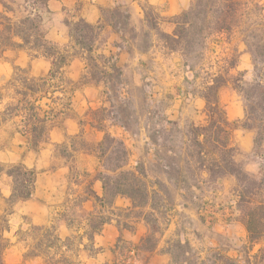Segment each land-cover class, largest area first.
I'll list each match as a JSON object with an SVG mask.
<instances>
[{"label":"crops","instance_id":"crops-1","mask_svg":"<svg viewBox=\"0 0 264 264\" xmlns=\"http://www.w3.org/2000/svg\"><path fill=\"white\" fill-rule=\"evenodd\" d=\"M8 3L22 9L24 0H8ZM190 3L191 0H48L41 16L46 39L62 47L71 42L66 19L82 18L96 24L101 21L102 9L118 4L129 13V26L138 32L146 26L145 10L152 7L159 15L160 29L171 33L174 23L169 19L188 8ZM3 8L0 0V11ZM244 35V28L239 26L230 32L215 34L208 40L209 57L199 64L201 70L208 74V80L200 83V90H185L180 85L181 80L197 83L199 71L186 64L179 52H168L155 40L147 50L140 51L135 48L134 39L105 25L99 36L98 50L116 55L123 76H138L135 67L151 60L162 73L164 82L173 90L174 97L167 109L171 119L186 114L193 120L204 118L206 101L201 93L215 76H222L224 81L218 90L219 102L227 120L233 122L244 118L245 105L241 93L228 78L239 72L244 78L252 75L251 53ZM2 54L5 57L0 58V80L11 78L15 67L26 69L27 74L34 77L47 76L52 67L51 58L41 54L35 56L27 49H6ZM219 58V65L214 67V61ZM86 70L85 58L78 54L71 56L61 73L50 79V82L59 84L52 94L59 106L53 109L57 114L48 120L46 134L37 148L29 147V134L21 131L22 115H18V121L14 116L0 124V162H22L35 173L31 196L16 202L10 209L5 199L11 194L12 178L5 172L0 174V215L10 211L7 214L9 230L4 235L11 240L5 251L12 263L17 264L23 259L28 263L24 258L27 244L18 238L17 233L24 226H50L59 237L66 238L89 229L87 218H78L82 209L86 212L103 210L91 193L103 194L102 182L97 177V173L103 170L97 151L103 131L95 126L90 110L105 104L104 92L101 83L77 85ZM45 104L49 105L48 102ZM253 136L249 129H230L231 144L242 152L235 155V160L247 173L257 176L259 160L249 153L253 147ZM76 139L83 140L85 145L77 144ZM245 156L247 158L243 160ZM234 185L233 176H223L209 191L201 192L195 188L190 201L183 197L181 191L178 192L167 222L162 224L156 248L151 252L116 248L119 236L125 245L131 244V247L140 241L147 233L143 220L132 222L130 229H121L111 221L104 223L94 235L95 250L83 257L78 256L83 264H168L171 257L165 251L166 240L178 237L187 239L196 249L199 243L220 247L221 242H228L229 245L224 244L226 247L222 249L238 264H264V236L256 242L249 241L244 224L238 220L240 212L236 206L238 197ZM128 204L129 199L123 196H117L113 202L114 207ZM198 251L204 256L202 249ZM39 257H31L29 261Z\"/></svg>","mask_w":264,"mask_h":264},{"label":"trees","instance_id":"trees-1","mask_svg":"<svg viewBox=\"0 0 264 264\" xmlns=\"http://www.w3.org/2000/svg\"><path fill=\"white\" fill-rule=\"evenodd\" d=\"M47 1L24 0L22 9L1 1L4 8L0 11V55L6 49L23 48L35 56L41 54L49 57L52 62L49 74L40 77L29 76L26 69L15 67V70L22 73L20 82L16 83L15 75L9 79L7 87H13V101L5 103L3 109H0V124L22 115L21 131L29 134L28 144L33 149L44 139L48 120L57 114L53 109L41 113V106L37 102L59 88V84L50 82V79L61 73L71 56L82 54L86 62L87 70L81 75L77 85L102 83L103 92L107 94L108 90L121 86L124 80L116 55L99 51L98 44L104 26L109 25L112 30L121 31L122 28L118 25H129V13L117 4L112 8L102 9L101 21L96 24L88 23L82 18L74 21L66 19L71 42L61 47L45 37L41 12L46 8ZM247 6L248 1L243 0H191L188 8L169 19L174 23L171 33L160 29L158 15L149 21L146 10L145 21H149L150 27L157 32L166 51L179 52L184 58H188L194 54L199 55L211 36L239 27L238 22L248 14L245 11ZM256 8L259 10L263 7L256 4ZM244 31L247 32L248 28ZM259 31L264 34L263 25L259 27ZM248 36L254 37L255 33L251 32ZM150 46L151 44L147 48ZM185 63L192 67L187 60ZM239 75L243 77L242 72ZM242 77L235 79L246 86L235 83V88L246 102L242 120L230 122L226 118L218 97L219 87L224 81L222 76H215L201 93L206 101L203 121L192 119L181 129L167 115L163 114L158 118L159 129L151 130L152 133L148 136L152 143H156L157 135L168 132L164 140L171 143L169 148L173 156L170 157V163L162 169L165 179L150 177L140 163L127 167L130 151L124 139L107 131L102 124V113L106 107L91 109L90 114L96 120L95 126L104 131L97 145L104 169L97 173L102 182L103 194L98 196L91 192L103 210L86 212L82 209L78 218H87L89 229L66 238L59 237L52 227L34 224H30L29 229L24 232L17 231L20 234L18 238L27 244L24 257L41 256L44 264H81L69 252L78 257L81 245L93 252L94 235L104 223L111 221L121 229H130L131 223L137 220H143L151 226V230L149 228L132 247L131 244L125 245L120 236L116 243V248L127 247V250L134 249L135 252H151L156 248L162 224L167 222L168 212L173 205L169 185L190 191L198 187L196 182L202 178L216 181L223 176H233L238 181L235 188L238 197L236 206L240 212L238 220L244 224L249 241L260 240L264 236V74L254 83L243 81ZM3 97L4 94L0 91V102ZM250 119L257 121L251 124L248 122ZM239 122L241 124L237 127L255 130L257 134L254 144L262 150L257 153L260 162L257 176L247 173L242 164L235 160L238 148L231 144L230 129ZM120 126L129 129L127 124L121 123ZM3 172L12 178L11 194L5 199L10 209L16 202L31 196L35 173L22 162H0V174ZM117 196L128 198L129 205L124 208L114 207L113 202ZM9 212L0 215V264H6L2 254L8 245L4 232L9 230ZM208 250L212 253L202 256L187 239L181 240L178 237L167 239L165 246V251L171 257L168 264H238L220 247H209Z\"/></svg>","mask_w":264,"mask_h":264},{"label":"rangeland","instance_id":"rangeland-1","mask_svg":"<svg viewBox=\"0 0 264 264\" xmlns=\"http://www.w3.org/2000/svg\"><path fill=\"white\" fill-rule=\"evenodd\" d=\"M1 1L8 3V0H1ZM243 1H248V6L245 10L248 12V14L243 16L242 21L238 23H240L241 28L244 29L246 27L248 28V31L247 32L245 31L244 39L246 40L247 48L251 53L252 75L248 78H244V76L242 77L241 75H239V73H236V74H232L228 79L232 82L234 86L235 83H238L239 85H243L244 87H246L242 83V81L237 82L235 79L242 77L243 81H247L248 83H254L258 80L259 77H261L262 74H264V63H263L264 34H262V32L259 31V27L261 25L264 26V0H243ZM8 4L11 5L10 3ZM256 4L259 7H263V8L257 10ZM11 6L13 7V5ZM146 11L148 13L149 21H151V19L153 20L155 15H157L156 11L152 7H147ZM149 21L148 22L146 21V26L140 28L138 32H135L133 28L130 27L129 25L127 26L118 25V27L122 28L121 31L124 34H126L127 38L134 39L136 49L140 51H145L148 49L147 47L153 43V40L161 44L157 32L150 27ZM251 32L255 33L254 37L248 36V34H250ZM99 39H101V37H99ZM207 42L203 51L200 52L199 55L194 54L188 58H184L182 56L184 61L187 60L188 63L192 65V67H194L195 69H197V71H199L198 73L200 76L197 83H193L191 80H181L180 85L185 90H200V83L208 80V74L205 73V70L202 71L201 66H199V64L205 57H209V53H208L209 49ZM1 57L3 58L5 56L2 54L0 55V58ZM219 60H221V58L216 59L214 61L215 64L214 67H217L219 65L218 64ZM206 64L207 62L205 61L204 65ZM135 72L138 74V76L136 77L123 76L124 80L121 86H115L114 88L108 90L107 94L105 93L103 94L104 102H105L103 106H105L106 108L102 113L104 115L103 117L104 121H102V124L105 125L107 131L111 132L113 135L117 137H121L124 139L125 144L130 151V158L127 167H134L137 163H140L147 170L150 177L152 178L159 177L160 179H165V174L162 172V169L165 168L166 164L170 163V157L173 156L172 152L170 151L171 149L169 148L171 147V143L167 140H164V137L168 135V132L165 131L157 135L156 143H152L148 135L149 134L151 135L152 133L151 130L159 129L160 123L158 122V118L160 116L164 114L171 119V117H169L167 109L172 103L174 93L172 92L173 90H171L170 88L171 86L164 82L163 80L164 77L162 73L159 72L158 68L155 67V64H153L151 60H148L147 62L139 65L138 67H135ZM13 75H15L16 77V83H19L20 82L19 77L22 76V73L14 69ZM9 79L10 78L0 80V91L1 93L4 94V97L0 102V109H3L5 103L13 101V99L11 98V95L13 94V87H7L8 86L7 83ZM101 85L103 87L102 83ZM102 90H104V87L102 88ZM174 92L177 93L176 87L174 89ZM46 102H48L49 105H46L45 104ZM56 102L52 98V95L49 94L48 96H45L42 99H40L37 102V104L41 106L42 109L41 113H42L44 110L57 108L59 105L56 104ZM245 103L246 102L244 100V105ZM15 118L18 121L20 116L17 115L15 116ZM171 120H173L175 123L181 126L182 129L183 126H185L190 120H192V118H190L186 114L182 116L172 117ZM195 121H203V118H201V120L198 118ZM256 121L257 120L255 119L248 120V122L251 124L256 123ZM121 123L127 124L129 129L127 130L122 126H120ZM112 124H114V126L116 125L117 127H113ZM240 124L241 122L235 125L237 127V125ZM252 131L254 133L253 147L251 152L249 153H252V156H254L259 160V158L257 157V153L262 152V150H259V148L255 146L254 139L257 136V134L255 130ZM178 135L180 136V134ZM76 142L81 146L85 145L84 144L85 142H83V140L81 139H76ZM263 148H264V139H263ZM61 152L66 153L64 149H61ZM237 153H242V152L238 150ZM246 158L247 156H245L243 160H245ZM196 184L198 188L201 190V192H203V191H209L212 187H214L215 181H208L202 178L201 181H197ZM238 184H239L238 181L235 180L234 189L237 188ZM169 187H170L171 200L172 199L174 200L176 198V194L180 191L184 195L185 199L189 201L193 200V195L196 191L195 188H192L190 191H185V190L183 191L175 188L173 185H169ZM126 206L122 205L119 208H124ZM124 213L125 212L123 211L122 214ZM45 227H50V226H45ZM149 228L151 230V226L147 225V230ZM28 229H29V225L24 226L23 228L19 229V231L24 232ZM19 235L20 234H18V237ZM5 237L8 238L7 236ZM10 243L11 240L10 238H8L7 247L10 245ZM220 244H221L219 245L220 248L226 247L224 244L229 245L228 242L226 243L221 242ZM197 247L199 249L198 248L196 249L194 247L193 248L196 251L202 249L204 255H210L212 253V251L208 250V248L212 246H205L199 243L197 244ZM5 249L2 254L3 261L6 264H16L10 262L9 259L11 258L7 257V252L5 251ZM78 253L80 257H83V255L88 254L89 251L87 249L81 248L80 246ZM69 254L73 259L78 260L81 262V264H83L79 256L76 257L75 255L72 254V252H69ZM24 258L27 259L28 263H26L23 259V261L17 264H44L43 257H39L38 259L32 261H29L31 257H24Z\"/></svg>","mask_w":264,"mask_h":264}]
</instances>
